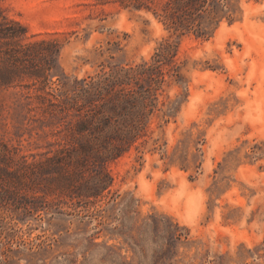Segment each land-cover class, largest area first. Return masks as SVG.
<instances>
[{
	"label": "rangeland",
	"instance_id": "obj_1",
	"mask_svg": "<svg viewBox=\"0 0 264 264\" xmlns=\"http://www.w3.org/2000/svg\"><path fill=\"white\" fill-rule=\"evenodd\" d=\"M228 1L236 21L200 39L113 2L0 0L55 41L46 90L64 98L65 84L70 103L84 80L150 61L162 39L180 66L178 79L161 68L156 108L130 116L128 143L82 131L84 111L47 110L22 89L27 74L0 85V264H264V0Z\"/></svg>",
	"mask_w": 264,
	"mask_h": 264
},
{
	"label": "trees",
	"instance_id": "obj_2",
	"mask_svg": "<svg viewBox=\"0 0 264 264\" xmlns=\"http://www.w3.org/2000/svg\"><path fill=\"white\" fill-rule=\"evenodd\" d=\"M101 3L113 2L122 9L140 12H150L168 31L178 35L192 33L196 38L208 39L222 21L231 24L236 21L235 12L228 0H98ZM55 41L37 39L29 34L26 27L14 19L9 18L0 5V85L8 86L12 83L11 77L19 78L27 74L30 85H21L22 89L34 92L46 104V109L66 111L76 108L84 111L86 119L79 123L82 131L91 135H104L103 140L119 139L128 143L138 136V124L130 117L134 112L139 114L152 113L156 108V91L165 81L161 68L167 67L173 71L171 76L180 77V66L176 62L177 47L168 39L158 42L150 57V61L143 60L139 64L117 68L108 73L91 77L83 81L78 93L71 97L72 103L67 99V88L62 94L47 91L49 87V74L55 52ZM36 67L35 74L31 68ZM58 93V94H57ZM56 94V95H55ZM80 100L82 102H80ZM182 101L176 100L169 108L168 115L175 116ZM70 104V106H67ZM70 107V108H69ZM110 109L111 115H105ZM120 133L109 134L107 129L112 128V119L127 121ZM101 133V134H99ZM94 136L95 140L98 139ZM80 151L84 155L90 154L91 145H81ZM109 177L107 180L109 181ZM106 189L101 185L95 194L102 196Z\"/></svg>",
	"mask_w": 264,
	"mask_h": 264
}]
</instances>
